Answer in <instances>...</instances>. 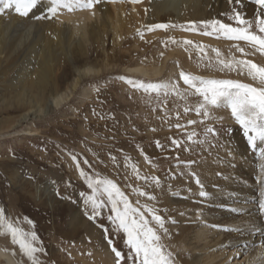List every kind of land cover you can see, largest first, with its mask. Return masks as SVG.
<instances>
[{"label": "rangeland", "instance_id": "rangeland-1", "mask_svg": "<svg viewBox=\"0 0 264 264\" xmlns=\"http://www.w3.org/2000/svg\"><path fill=\"white\" fill-rule=\"evenodd\" d=\"M146 1L140 0L139 3L144 6ZM237 5L243 10L248 9L244 5ZM188 7H191L188 0H172L171 8L177 11L179 8L185 11ZM231 12L210 13L205 18L191 21L218 19L236 26L224 15ZM254 15L247 12L245 18L251 19ZM185 29L203 35V25L198 24L195 31L190 30L191 25ZM204 36L215 40L214 44L205 39L187 38L180 31L172 30L164 37H158L151 47L141 51L136 49L139 57L134 51L132 55L124 51L123 58L111 56L108 62L112 68L103 70L99 75L87 76L69 99L49 116L19 124L16 129L8 127L0 130V207L5 208L6 217L16 226L37 233L39 239L35 242L36 246L44 249L43 253L37 254V260L42 264H116L117 258L108 243L109 238L116 249L125 255L121 264H134V260L127 255L130 249L125 244L126 236L122 232L117 234L108 220L109 215H114L110 211V204L101 209V215L95 220L89 218L91 205L86 204L85 196L81 193H93L79 174L73 156L91 178H108L116 182L133 206L145 212L149 220L151 214L145 205L156 208L158 214L165 218L169 229V234L162 237L163 243L172 253L174 264H181L176 257L178 251L169 226L171 219L164 209L162 194L167 189L176 195L177 184L188 188L192 186L191 183L196 184V177L202 184H208L209 179L203 176L204 173H210L211 163L217 162L215 157L219 159L227 150H233L234 135L245 142L247 139L230 109L215 111L214 119L204 124L187 125L188 120L203 119L194 110L186 114L183 111L185 105L194 109L200 98L188 94L187 100H183L174 93L165 96L163 86L179 81L180 88L186 89L188 86L179 79L181 70L207 78L236 79L257 86L250 78L245 79L248 77L246 74L205 67L209 61L215 64L217 50L219 58L226 61L235 57L264 65L261 61L264 54L252 50L245 41H230L215 34ZM173 38L176 43H172ZM185 40L193 43L184 44ZM237 44L249 54L239 52L235 47ZM197 45L202 46V50ZM108 46L111 50V45ZM168 52L178 54L173 56L175 70H168L166 65L161 75L145 77L128 74L124 69L125 65L141 59L146 61L145 65L153 64L155 60H162ZM71 73V69L67 68L66 73L59 76L61 88L72 80ZM129 80L134 83H129ZM142 84L161 86V91L159 94L145 92L140 87ZM5 92H0V124L4 119L14 118L20 113L13 105L6 107L4 101L9 92ZM177 112L181 113L179 119ZM219 117L224 118L221 120ZM177 123L186 127L176 128L174 125ZM206 124L219 131L220 135L215 140L210 135L206 136ZM192 131L199 134L194 140L204 141L207 138L215 147L208 143H189L186 137ZM173 139L182 141L179 148L172 144ZM156 141L163 148L158 147ZM189 161L196 163L189 167ZM133 165L139 176L133 171ZM193 172H197L196 176L190 174ZM153 176L160 179V186L152 181ZM134 188L148 195L139 196L133 192ZM98 195L100 199L107 200L106 194ZM152 195L156 197L155 200L149 199ZM29 220L34 222V227L28 223ZM104 229L108 230L107 233ZM3 232L4 229L0 227V250L10 258L0 257V264H13L10 260L15 264H32L19 245L12 242L11 236ZM262 260L264 257L253 264H260Z\"/></svg>", "mask_w": 264, "mask_h": 264}, {"label": "bare ground", "instance_id": "bare-ground-1", "mask_svg": "<svg viewBox=\"0 0 264 264\" xmlns=\"http://www.w3.org/2000/svg\"><path fill=\"white\" fill-rule=\"evenodd\" d=\"M188 1L191 7L185 11L171 8L172 0H147L144 6L131 0H102L94 9H62L58 17L51 19H35L34 15H41L39 10L28 17L7 10L0 14V92H9L4 98L6 107L13 105L20 110L14 118L4 119L0 130L16 129L19 124L49 116L87 76L112 68L108 62L111 56L123 58L127 51L138 56L136 49L151 47L158 37L172 30L187 38L213 44L215 41L179 27L149 31L152 25L167 23L190 28L188 22L210 13L236 8L245 14H256L259 10L254 0H241L247 10L239 8L235 0ZM176 55L168 52L162 60L149 65L141 59L124 69L135 76H159L166 65L168 70H175ZM261 61L264 64V58ZM67 68L71 69L72 80L61 88L59 76ZM232 143L234 152L227 150L223 157H215L217 162L211 163L210 173L204 171L209 182L203 184V189L193 182L188 188L177 184L176 195L167 189L162 194L167 216L175 221H170L169 226L181 264H253L264 257V209L260 207L264 200V157L259 147L252 149L236 134ZM201 190L207 196H200ZM0 257L10 258L1 250Z\"/></svg>", "mask_w": 264, "mask_h": 264}, {"label": "snow or ice", "instance_id": "snow-or-ice-1", "mask_svg": "<svg viewBox=\"0 0 264 264\" xmlns=\"http://www.w3.org/2000/svg\"><path fill=\"white\" fill-rule=\"evenodd\" d=\"M101 2L102 0H0V14H4L7 10L21 17H28L30 13L34 14L35 10H39L41 11V15H34L35 19H51L58 17L62 9L68 12L84 9L91 10ZM131 2L138 3L140 0H131ZM229 2L232 3V0H229ZM235 2L236 4H241V0H235ZM254 2L259 6V10L251 19H246V14L236 10V8H233L230 14H224L228 16V19L234 21L236 26H233L231 23H224L218 19H212L199 22L190 21L188 22L191 25L190 30L195 31L198 24L203 25V35L212 36L215 34L230 41H245L252 50L264 54V0H254ZM176 27L185 29L184 25L159 23L150 26L148 30H167ZM176 42L173 38L172 43ZM183 43L192 44L193 42L185 40ZM197 47L202 50V46L197 45ZM235 47L239 52L245 53V49L240 47L239 44L235 45ZM219 57L220 53L217 50L215 64L209 61L205 67H212L218 71H237L246 74L252 81L257 83V86L236 79L207 78L181 70L179 79L188 87L181 89L179 81L171 82L163 86L164 95L167 96L170 93H174L183 100H187L188 94L200 98L194 109L185 105L183 111L186 114L194 110L203 119L199 121L188 120L187 125L204 124L205 121L214 119L213 114L215 111L230 109L232 117L242 129L247 143L252 149L259 147L260 155L264 157V66L258 65L251 60H237L233 57L231 60L226 61ZM128 82L134 83L131 80ZM140 87L145 92H156L159 94L161 91V86L155 84L147 86L142 84ZM165 115L167 116V112H165ZM180 115L181 113H176L177 119H179ZM218 119L222 120L223 118L219 117ZM174 126L180 129L186 127L180 123ZM205 133L206 136L210 135L213 140L220 135L215 127L207 124L205 126ZM198 135V133L192 131L188 133L186 139L189 143H208L211 147H215L212 141L207 138L204 141H200L199 139L194 140L193 138L198 137ZM181 143L182 141L180 140H172V144L177 148L181 146ZM156 144L158 147L163 148V145L159 141H156ZM72 159L76 161L79 174L84 178L87 187L93 193L92 195L81 193L82 196H85L86 204L91 205V215L89 218L95 220L101 215V209L110 204V211L114 215H109L108 220L114 225L117 234L122 232L126 236L125 244L130 249L127 255L134 260V264L135 261H138V264H174L172 253L167 250V246L163 243L162 239L163 236L169 234V229L166 227L165 218L158 214V210L145 205L147 212L151 214V220H149L145 212L141 211L139 207L133 206L116 182L108 178H91L80 167V161L77 160L76 156H73ZM84 163H87V161H84ZM195 163L196 161H189L188 166L191 167ZM133 171L139 176L135 165H133ZM261 172H264V165H261ZM190 174L196 176L194 172ZM140 178L148 179V177ZM151 179L157 186H160L161 181L158 177L153 176ZM196 183L203 189V184L198 177H196ZM133 192L139 196L148 195V193L139 188H134ZM100 193L106 194L107 200L100 199L98 195ZM199 195L204 197L207 196V193L201 190ZM149 199L155 200L156 197L152 195L149 196ZM260 207L264 209V200L261 201ZM28 223L33 227L35 226L31 220ZM171 223H175V221L172 220ZM0 227L4 229L2 234L10 235L12 242L19 245L23 255L32 261V264H42L41 261L37 260V254L43 253L44 249L36 246L35 242L39 239L37 233L35 231H25L23 228L16 226L14 222L6 217L5 208L3 207H0ZM104 231L107 233L108 230L104 229ZM108 243L112 246L111 250L117 258L116 264H121V261L125 259V255L116 249L110 238L108 239Z\"/></svg>", "mask_w": 264, "mask_h": 264}]
</instances>
